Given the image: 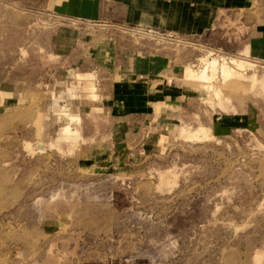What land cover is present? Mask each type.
I'll return each mask as SVG.
<instances>
[{
  "label": "rangeland",
  "instance_id": "obj_1",
  "mask_svg": "<svg viewBox=\"0 0 264 264\" xmlns=\"http://www.w3.org/2000/svg\"><path fill=\"white\" fill-rule=\"evenodd\" d=\"M246 1L193 34L157 0H0V264H264V0ZM153 58L165 99L126 127L123 65Z\"/></svg>",
  "mask_w": 264,
  "mask_h": 264
},
{
  "label": "crops",
  "instance_id": "obj_2",
  "mask_svg": "<svg viewBox=\"0 0 264 264\" xmlns=\"http://www.w3.org/2000/svg\"><path fill=\"white\" fill-rule=\"evenodd\" d=\"M158 4H149L147 11L153 16L155 22L161 25L175 27L177 33H193L204 31L205 27L210 25L214 18L215 12L222 7L219 3H227L231 0H157ZM160 1V3H159ZM251 1V0H247ZM246 1V5H248ZM218 6V7H217ZM159 17V18H158ZM264 30V29H263ZM259 39V38H258ZM262 40V39H261ZM264 41V40H262ZM262 43V42H261ZM132 60H134L132 58ZM123 65L121 71L126 81L133 82L134 85L128 86L127 89L117 86L118 90L124 89L125 92L118 93L114 90V97H117L118 106L124 111L120 113V120L126 127H136L143 118L150 115L152 102L159 97L165 99V90L152 88L155 83V77L169 66L163 65L156 59L147 62L128 61ZM121 67V65H120ZM119 67V68H120ZM120 76V73H118Z\"/></svg>",
  "mask_w": 264,
  "mask_h": 264
},
{
  "label": "bare ground",
  "instance_id": "obj_3",
  "mask_svg": "<svg viewBox=\"0 0 264 264\" xmlns=\"http://www.w3.org/2000/svg\"><path fill=\"white\" fill-rule=\"evenodd\" d=\"M209 64H206V65H209ZM212 65L215 66V62L214 63H211V67H212ZM239 65L242 66V63H239L238 66ZM223 66H225V65H223ZM225 67H227V66H225ZM225 67H223V68H225ZM212 68H214V67H212ZM179 76L183 79V81L185 82V84L187 86L193 87L200 94H207V93H210L212 91L213 85L211 83L212 80L210 81L209 73L207 72V66H206L205 69L199 70V71H196L193 68H191L189 66H186L181 71V73H180ZM245 77H248V78H245L246 80L252 78V76H250L249 74L246 75ZM252 85H254V83ZM93 97H95V95Z\"/></svg>",
  "mask_w": 264,
  "mask_h": 264
}]
</instances>
